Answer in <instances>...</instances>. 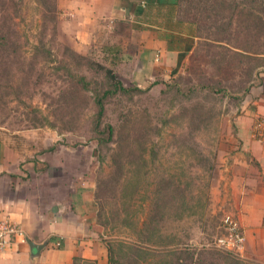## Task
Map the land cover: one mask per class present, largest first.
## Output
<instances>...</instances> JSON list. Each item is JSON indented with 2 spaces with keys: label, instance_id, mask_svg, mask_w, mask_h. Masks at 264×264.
Returning a JSON list of instances; mask_svg holds the SVG:
<instances>
[{
  "label": "rangeland",
  "instance_id": "1",
  "mask_svg": "<svg viewBox=\"0 0 264 264\" xmlns=\"http://www.w3.org/2000/svg\"><path fill=\"white\" fill-rule=\"evenodd\" d=\"M89 1L0 5V34L16 50L0 49V133L51 162L50 177L69 184V205L114 249L115 264H264L217 246L236 209L237 121L264 80V0H165L175 2L171 26L193 36L173 72L156 53V68L142 70L139 52L145 29L155 35L140 20L166 22V6L132 0L124 19L110 21L111 42L97 47L95 26L73 15ZM108 69L142 91L108 98L97 127Z\"/></svg>",
  "mask_w": 264,
  "mask_h": 264
},
{
  "label": "crops",
  "instance_id": "2",
  "mask_svg": "<svg viewBox=\"0 0 264 264\" xmlns=\"http://www.w3.org/2000/svg\"><path fill=\"white\" fill-rule=\"evenodd\" d=\"M131 1L92 0L86 12L78 8L72 14L84 28L97 29L89 44L104 46L112 40V24L124 19ZM140 21L143 27L155 30V35L148 37L149 30L145 29L147 33L142 35L146 36L142 37L146 39L139 40L141 58L146 55L142 70L148 63L156 68L149 59L153 53L162 68L170 72L182 65L190 42L184 49L171 48L161 36L164 28L153 25L150 16ZM237 125L240 146L229 169L235 187V215L246 236L243 256L264 263V80L247 95ZM19 141L24 142L0 133V220H9L19 230L10 236L0 264H109V251L99 230L81 218L75 205H69V184L54 182L47 166L51 162L33 158L32 150L22 153ZM26 239L36 245L49 243L38 252Z\"/></svg>",
  "mask_w": 264,
  "mask_h": 264
},
{
  "label": "trees",
  "instance_id": "3",
  "mask_svg": "<svg viewBox=\"0 0 264 264\" xmlns=\"http://www.w3.org/2000/svg\"><path fill=\"white\" fill-rule=\"evenodd\" d=\"M6 0H0V5H4ZM147 6L149 8H153L154 6H159L160 8H163L166 6L167 9V14H166V22H159V19H152V16L150 13H148V16H150V21L153 23V25H156L159 28H164L163 35L161 36L165 38L168 42L171 48H175L177 50L184 49L186 47V43L190 42L189 37L191 36L190 30L187 28H180V30H176L171 26V22L173 20L172 14L173 10L175 7V2H167L165 0H150L148 2ZM162 13V10H160ZM142 14H145L144 12ZM166 24V25H165ZM178 25V24H177ZM169 33V34H167ZM185 36L187 38H185ZM13 42L11 40H8L6 34H0V49L7 52V53H15L16 50L14 49ZM38 50V49H37ZM107 76L111 79L112 85L111 89L108 91H105L102 95L97 94L95 97V103L98 107V113H97V124L96 126H100L101 120L104 116L105 113V101L110 98V97H115V96H125L127 94H130L133 91H142L140 88H126L122 85L121 81L118 79L117 75H115L110 69L106 70ZM85 78H82V81H84ZM85 87L88 88V84H84ZM110 130L112 131V128L110 127ZM109 251V264H115L117 263V257L115 254V251L112 247L108 248ZM228 253V252H227ZM136 256V254H135ZM131 257L127 258V261ZM229 258V257H228ZM230 259V258H229ZM228 261L229 264H243V262H240L239 260H226ZM130 262H133L134 264H143L142 261L138 257H134L130 260ZM179 264V263H178Z\"/></svg>",
  "mask_w": 264,
  "mask_h": 264
},
{
  "label": "built area",
  "instance_id": "4",
  "mask_svg": "<svg viewBox=\"0 0 264 264\" xmlns=\"http://www.w3.org/2000/svg\"><path fill=\"white\" fill-rule=\"evenodd\" d=\"M19 230L9 220H0V255L9 242L10 236ZM217 246L221 250L243 256L246 244V236L237 216L232 215L224 219L222 234L217 239Z\"/></svg>",
  "mask_w": 264,
  "mask_h": 264
},
{
  "label": "water",
  "instance_id": "5",
  "mask_svg": "<svg viewBox=\"0 0 264 264\" xmlns=\"http://www.w3.org/2000/svg\"><path fill=\"white\" fill-rule=\"evenodd\" d=\"M26 241L28 242V244H30L31 248L33 250H36V251H41L42 249L45 248V246L49 243V240H47L46 242H44L43 244H40V245H36V244H33L31 241L27 240Z\"/></svg>",
  "mask_w": 264,
  "mask_h": 264
}]
</instances>
